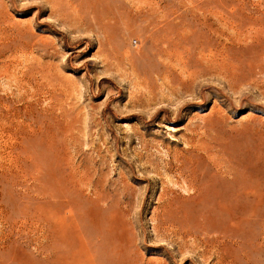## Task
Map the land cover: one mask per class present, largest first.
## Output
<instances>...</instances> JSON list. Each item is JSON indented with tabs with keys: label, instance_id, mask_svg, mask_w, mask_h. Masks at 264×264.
<instances>
[{
	"label": "rangeland",
	"instance_id": "rangeland-1",
	"mask_svg": "<svg viewBox=\"0 0 264 264\" xmlns=\"http://www.w3.org/2000/svg\"><path fill=\"white\" fill-rule=\"evenodd\" d=\"M57 263L264 264V0H0V264Z\"/></svg>",
	"mask_w": 264,
	"mask_h": 264
},
{
	"label": "bare ground",
	"instance_id": "bare-ground-1",
	"mask_svg": "<svg viewBox=\"0 0 264 264\" xmlns=\"http://www.w3.org/2000/svg\"><path fill=\"white\" fill-rule=\"evenodd\" d=\"M75 8V7H74ZM59 11V10H58ZM61 11V10H60ZM174 38V37H173ZM165 46H166V44H165ZM263 61V60H262ZM251 63V62H250ZM250 65V64H249ZM30 71V70H29ZM152 75V74H151ZM164 75V74H163ZM167 75V79H168V81L165 83V82H160L163 86H164V89H166V94H168L171 98H173V101H178V105H177V107H175V110L173 109V114L174 115H177L178 114V111H180V110H182V109H184V108H186V107H189L191 104L190 103H193L192 101H180L179 102V100H181V96H184L185 94H187V96H191L192 97V95H195V94H197V83H196V81H195V79H194V77H195V74H166ZM145 76V75H144ZM143 76V77H144ZM155 76V75H154ZM161 76V75H160ZM165 76V75H164ZM147 77V76H146ZM145 77V78H146ZM159 78V76L156 74V79L155 78H153V77H148V79H149V81H150V83H149V87H148V89H149V92H150V94H151V92H152V83H153V81L155 82V80L157 81V79ZM162 78V77H161ZM145 81H148V80H145ZM159 81V80H158ZM161 81V80H160ZM146 83H148V82H146ZM156 83H159V82H156ZM162 86V87H163ZM161 88V87H160ZM159 88V89H160ZM146 89H147V87H146ZM145 90V89H144ZM158 90V89H157ZM161 91V93H162V90H160ZM157 92V91H156ZM159 92V91H158ZM165 92V91H164ZM146 93V92H145ZM161 93L160 94H158V95H161ZM157 94V93H156ZM148 95V94H147ZM152 96V95H151ZM167 96V95H166ZM186 96V95H185ZM153 97V96H152ZM148 98V97H147ZM150 98V97H149ZM154 98H157V96L155 95V97ZM154 98H152V99H154ZM160 98V97H159ZM169 98V97H168ZM193 98V97H192ZM160 99H162V98H160ZM163 100V99H162ZM162 100H161V102H162ZM172 100V99H171ZM170 99L168 100V102L169 101H171ZM150 102H151V100H150ZM152 102H153V100H152ZM167 102V103H168ZM147 103V102H146ZM150 104V103H149ZM172 105H173V103H172ZM151 106V105H150ZM176 106V105H175ZM164 109V108H163ZM160 111H163V110H160ZM156 113V112H155ZM157 114V113H156ZM173 115V116H174ZM174 117H176V116H174ZM145 146V145H144ZM189 147V146H188ZM194 147V146H193ZM207 147H210V146H207ZM213 147V146H212ZM214 149L216 148V146L215 147H213ZM212 148V149H213ZM192 149H194V148H192ZM197 150V149H196ZM210 152V151H209ZM208 152V153H209ZM206 153V152H205ZM195 154V153H194ZM204 154V153H203ZM181 155H183V154H181ZM189 155V154H188ZM198 155V154H197ZM221 155V154H220ZM190 157H191V155H189ZM202 156V155H201ZM223 156V155H222ZM216 157V156H215ZM204 158V157H203ZM175 159V158H174ZM189 159V158H188ZM205 159V158H204ZM208 159V158H207ZM214 159V158H213ZM216 159V158H215ZM191 160V159H190ZM217 160V159H216ZM178 161V160H177ZM182 160H180V162H181ZM192 162V161H191ZM214 162V161H213ZM216 162V161H215ZM214 162V163H215ZM171 163V162H170ZM176 163V162H175ZM187 163V162H186ZM197 163V162H196ZM189 164V163H188ZM172 165V164H171ZM176 165H178V164H176ZM169 167V166H168ZM180 167V166H179ZM187 167V166H186ZM196 167V166H195ZM218 167V166H217ZM224 167H226V166H224ZM175 168H177V167H175ZM174 168V169H175ZM182 168V167H181ZM194 168V167H193ZM214 168V167H213ZM223 168V167H222ZM215 169V168H214ZM217 169H219V168H217ZM225 169V168H224ZM189 170V169H188ZM166 171V170H165ZM194 171V170H193ZM222 171V170H221ZM230 171V170H229ZM179 172V171H178ZM192 172V171H191ZM224 172V171H223ZM232 172V171H231ZM184 173V172H183ZM226 173V172H225ZM224 173V174H225ZM178 174H180V173H178ZM193 174V173H192ZM214 174V173H213ZM243 174V173H242ZM241 174V175H242ZM195 175V174H194ZM200 175V174H199ZM202 175V174H201ZM226 175V174H225ZM230 175V174H229ZM253 175V174H252ZM222 176V175H221ZM199 177V176H198ZM214 177V176H213ZM231 177V176H230ZM87 178V177H86ZM85 178V179H86ZM185 178V177H184ZM187 178V177H186ZM224 178V177H223ZM240 178V177H239ZM247 178V177H246ZM210 179V178H209ZM209 179H207V180H209ZM213 179V178H212ZM221 179H222V177H221ZM229 179V178H228ZM249 179H251V178H249ZM248 179V180H249ZM186 180V179H185ZM184 180V181H185ZM199 180V179H198ZM206 180V181H207ZM89 181V180H88ZM220 181H222V180H220ZM224 181V180H223ZM237 181H238V179H237ZM198 182V181H197ZM209 182H211V181H209ZM228 182V181H227ZM231 182V181H230ZM244 182V181H243ZM83 183V182H82ZM211 183H213V182H211ZM222 183V182H221ZM224 183H225V181H224ZM101 184V183H100ZM187 184H189V182L187 183ZM207 184V183H206ZM214 184H216V183H214ZM88 185V184H87ZM103 185V184H102ZM233 185V184H232ZM231 185V186H232ZM189 186V185H188ZM187 186V187H188ZM197 186H199V185H197ZM230 186V187H231ZM193 187V186H192ZM194 188V187H193ZM208 188H210V186H208ZM216 188V187H215ZM218 188V187H217ZM99 189V188H98ZM94 190V189H93ZM203 190V189H202ZM101 191L103 192V190L101 189ZM107 191V190H106ZM164 191V190H163ZM98 192H99V190H98ZM248 192H253V191H249L248 189L246 190V188H244V187H242V184H241V186H240V188L238 189V191H237V194H236V196H235V202L236 203H239L238 202V200L239 199H242L244 196H246V194H248ZM95 193V192H94ZM101 193V192H100ZM168 193V192H167ZM255 193H257V192H255ZM98 194V193H97ZM96 194V195H97ZM104 194V193H103ZM201 194V193H200ZM199 194V195H200ZM233 194H234V192H233ZM99 195V194H98ZM97 195V196H98ZM102 195V194H101ZM100 195V196H101ZM105 195V194H104ZM103 195V196H104ZM202 195V194H201ZM103 196H101L102 198H104L105 196H108V195H105L104 197ZM198 196V195H197ZM195 197V196H194ZM255 198H257L256 196H254ZM93 198H95V197H93ZM106 198V197H105ZM108 198V197H107ZM173 198V197H172ZM195 198H197V197H195ZM99 200V199H98ZM106 200V199H105ZM159 200H161V199H159ZM196 200H199V199H196ZM254 198H252L251 200H250V203L251 204H253L254 203ZM164 201H165V198H164ZM94 202V201H93ZM92 202V203H93ZM163 202V201H162ZM220 201H218L217 202V204L219 203ZM243 202V201H242ZM258 202H260L259 201V198H258ZM258 202H255V203H258ZM167 203H168V201H167ZM172 203V202H171ZM244 203V202H243ZM163 204H165V203H163ZM249 204V203H248ZM168 205V204H167ZM238 205V204H237ZM254 205V204H253ZM171 206V205H170ZM172 207V206H171ZM185 209V208H184ZM238 209V208H237ZM166 210V209H165ZM233 210H234V208H233ZM250 210V209H249ZM182 211V210H181ZM226 211H227V208H226ZM253 211V210H252ZM254 211H255V209H254ZM173 212V211H172ZM180 212V211H179ZM164 213H166L165 211H164ZM174 213V212H173ZM172 213V214H173ZM230 216L232 217V214H234L233 212H231L230 211ZM239 213V212H238ZM92 214V213H91ZM193 214H195V213H193ZM228 214H229V212H228ZM242 214V213H241ZM254 214V213H253ZM67 215V214H66ZM235 215V214H234ZM197 218V217H196ZM237 218H239V216H237ZM163 219V218H162ZM190 219V218H189ZM188 219V220H189ZM237 221V220H236ZM235 221V222H236ZM44 224V223H43ZM40 225V224H39ZM38 225V226H39ZM237 225V224H236ZM239 225V224H238ZM243 225V224H242ZM37 228V227H36ZM38 229V228H37ZM39 230H40V228H39ZM178 230V229H177ZM38 231V230H37ZM39 232H41V231H39ZM40 234V233H39ZM42 234V233H41ZM40 234V235H41ZM45 234V233H44ZM47 234V233H46ZM53 236V235H52ZM36 237H37V235H36ZM35 237V238H36ZM44 237V236H43ZM49 237H51V235L49 234ZM46 238H48V236L46 237ZM45 238V239H46ZM41 239H42V236H41ZM41 239H40V242H41ZM53 239V238H52ZM35 240V239H34ZM51 240V239H50ZM55 240V239H54ZM38 241V240H37ZM46 241V240H45ZM47 241H49V240H47ZM47 241L45 242V243H47ZM61 241V240H60ZM35 243V242H34ZM53 243V242H52ZM51 243V241H50V244H49V246L52 244ZM56 243H57V241H56ZM39 244V243H38ZM54 244V243H53ZM36 245V244H35ZM34 245V246H35ZM257 245V244H256ZM37 246V245H36ZM255 247V246H254ZM40 248V247H39ZM45 248V247H44ZM263 248V247H262ZM54 249H56V248H54ZM60 249V248H59ZM42 250H44V249H42ZM42 250H41V252H42ZM47 251V250H46ZM247 251V250H246ZM38 253H39V250L37 251ZM44 254H46V253H44ZM40 255V254H39ZM56 255V254H55ZM245 255V254H244ZM43 257V256H42ZM45 258H47V257H45ZM47 260V259H46ZM50 260V259H49ZM48 260V261H49ZM223 260V259H222ZM229 261V260H228ZM47 262V261H46ZM52 262V261H51ZM232 263V262H231ZM58 264V263H57Z\"/></svg>",
	"mask_w": 264,
	"mask_h": 264
}]
</instances>
